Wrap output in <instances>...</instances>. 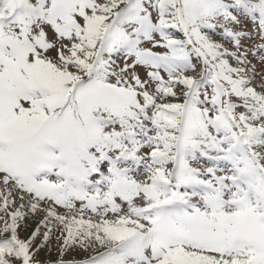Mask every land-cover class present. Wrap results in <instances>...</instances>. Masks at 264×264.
I'll return each instance as SVG.
<instances>
[{
  "label": "snow or ice",
  "instance_id": "1",
  "mask_svg": "<svg viewBox=\"0 0 264 264\" xmlns=\"http://www.w3.org/2000/svg\"><path fill=\"white\" fill-rule=\"evenodd\" d=\"M0 264H264V0H0Z\"/></svg>",
  "mask_w": 264,
  "mask_h": 264
}]
</instances>
